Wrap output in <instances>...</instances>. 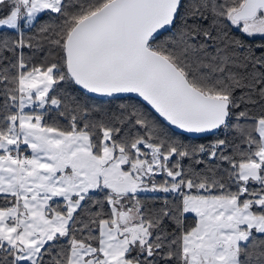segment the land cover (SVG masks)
<instances>
[{"label":"snow or ice","instance_id":"obj_1","mask_svg":"<svg viewBox=\"0 0 264 264\" xmlns=\"http://www.w3.org/2000/svg\"><path fill=\"white\" fill-rule=\"evenodd\" d=\"M0 264H264V0H0Z\"/></svg>","mask_w":264,"mask_h":264}]
</instances>
